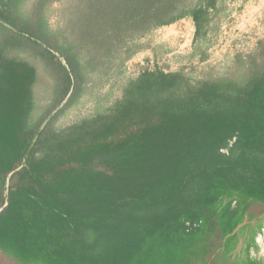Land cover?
I'll return each mask as SVG.
<instances>
[{
    "label": "trees",
    "instance_id": "obj_1",
    "mask_svg": "<svg viewBox=\"0 0 264 264\" xmlns=\"http://www.w3.org/2000/svg\"><path fill=\"white\" fill-rule=\"evenodd\" d=\"M21 4L0 0V30L47 43L43 19L25 16ZM215 4L76 0L73 38L57 46L69 80L82 74L81 48L110 55L129 36L186 15L199 32ZM35 79V68L7 57L0 42V186L23 165L0 206L7 256L22 264H195L217 238L225 248L250 205L264 206V64L195 82L145 70L107 113L59 131L29 124Z\"/></svg>",
    "mask_w": 264,
    "mask_h": 264
},
{
    "label": "rangeland",
    "instance_id": "obj_2",
    "mask_svg": "<svg viewBox=\"0 0 264 264\" xmlns=\"http://www.w3.org/2000/svg\"><path fill=\"white\" fill-rule=\"evenodd\" d=\"M75 7L76 0H22L21 12L25 16L43 19L50 33L47 43L29 40L10 26L0 30L5 55L26 61L36 70L32 86L34 106L29 116V124L36 130L46 127L59 131L107 113L122 97L126 84L145 70L180 72L195 82L236 71L243 73L252 60L264 64V0H216L209 22L199 32L195 31L191 16L186 15L129 36L110 55L81 48L78 64L82 74L72 82L57 46L73 38ZM22 166L16 164L5 175L4 185L0 186V206ZM231 207L237 209V204L232 202ZM248 211L253 212L254 225L242 224L225 248H218L219 239L215 240L212 251L216 252V264H264V206L254 203ZM0 264L22 263L0 250Z\"/></svg>",
    "mask_w": 264,
    "mask_h": 264
},
{
    "label": "crops",
    "instance_id": "obj_3",
    "mask_svg": "<svg viewBox=\"0 0 264 264\" xmlns=\"http://www.w3.org/2000/svg\"><path fill=\"white\" fill-rule=\"evenodd\" d=\"M250 214H252V217H253V212L252 211H248V215H250ZM248 215L244 218L243 225H245V224H249V225L252 224V225H254L251 222V218H248ZM258 223H260V218H258ZM196 264H216V252L215 251L210 252V254L207 256V258L205 259V261H199Z\"/></svg>",
    "mask_w": 264,
    "mask_h": 264
},
{
    "label": "water",
    "instance_id": "obj_4",
    "mask_svg": "<svg viewBox=\"0 0 264 264\" xmlns=\"http://www.w3.org/2000/svg\"><path fill=\"white\" fill-rule=\"evenodd\" d=\"M243 223L239 224L234 230L233 232H235Z\"/></svg>",
    "mask_w": 264,
    "mask_h": 264
},
{
    "label": "flooded vegetation",
    "instance_id": "obj_5",
    "mask_svg": "<svg viewBox=\"0 0 264 264\" xmlns=\"http://www.w3.org/2000/svg\"><path fill=\"white\" fill-rule=\"evenodd\" d=\"M237 264V263H236Z\"/></svg>",
    "mask_w": 264,
    "mask_h": 264
}]
</instances>
